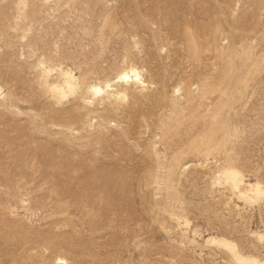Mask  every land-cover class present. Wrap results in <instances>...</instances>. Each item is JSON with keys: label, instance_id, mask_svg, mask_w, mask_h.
Returning a JSON list of instances; mask_svg holds the SVG:
<instances>
[{"label": "rangeland", "instance_id": "rangeland-1", "mask_svg": "<svg viewBox=\"0 0 264 264\" xmlns=\"http://www.w3.org/2000/svg\"><path fill=\"white\" fill-rule=\"evenodd\" d=\"M129 65L148 87L113 85ZM227 164L264 185V0H0V264H234L208 235L264 258Z\"/></svg>", "mask_w": 264, "mask_h": 264}, {"label": "bare ground", "instance_id": "bare-ground-1", "mask_svg": "<svg viewBox=\"0 0 264 264\" xmlns=\"http://www.w3.org/2000/svg\"><path fill=\"white\" fill-rule=\"evenodd\" d=\"M50 71V68L42 66L40 62L38 63L40 84L43 87V90L47 92L52 98L61 101L67 95L75 91V77L70 71L60 70V82H53L49 80V76L51 75ZM121 83L126 85L132 84V86L134 85L135 87L142 90L148 87V84L141 76V73L134 66H130L129 69H123L116 76V78H114V86L119 87ZM90 88L93 95L102 92V88L99 84H92ZM179 90L180 87H177L176 91L178 92ZM113 96L116 99L125 100L127 99V92L121 90L120 88H116ZM216 175V182L221 181V183H225L232 190L233 194H235L239 200L245 203L254 204L264 198V185L262 182L258 179L251 180L245 178L244 174H242L241 171L234 165L227 164L221 167L220 170L217 171ZM171 218L183 228L182 231L179 229L181 231L179 234L180 238L187 240L188 242H192L194 239L193 237H190L189 229L187 228L188 222L186 220L180 221V218L178 219L176 216H171ZM195 233V231H192V236H194ZM251 233L258 240L264 239V234L259 231H252ZM205 243L212 244L223 249L226 253H228L229 258L234 264H264V258H259L258 256L251 253L242 252L234 241L223 236L215 237L208 235L205 239ZM56 261L57 264H60L63 259L61 257H57Z\"/></svg>", "mask_w": 264, "mask_h": 264}]
</instances>
